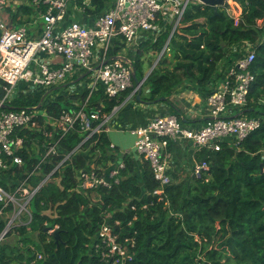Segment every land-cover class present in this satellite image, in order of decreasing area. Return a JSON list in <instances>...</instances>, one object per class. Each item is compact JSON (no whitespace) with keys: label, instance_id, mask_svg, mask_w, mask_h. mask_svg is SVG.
<instances>
[{"label":"trees","instance_id":"trees-1","mask_svg":"<svg viewBox=\"0 0 264 264\" xmlns=\"http://www.w3.org/2000/svg\"><path fill=\"white\" fill-rule=\"evenodd\" d=\"M85 1L77 3L86 13L100 15L113 0ZM236 3L241 6L237 14L233 6H220L215 12L210 5L192 3L173 34L175 21L160 14L157 23L163 29L140 45L133 61L136 78L142 80L145 66L151 67L160 56L142 85L141 98L152 102L164 97L173 105L172 96L180 86L188 87L187 81L201 86L210 82L227 48L251 43L256 51L251 67L256 79L247 104L237 113L260 118L261 127L238 143L223 141L220 150L203 147L198 159L207 161L209 168L200 176L192 170L171 174V182L159 195L155 190L160 185L149 163L144 164L140 184L135 162L128 156L118 184L78 192L80 170L93 162L105 167L120 158L110 148L104 131L85 140L86 133L76 125L61 138L57 152L47 155L33 174L30 183L37 186L62 163L28 205L31 221L14 226L0 243V264H106L102 248L96 249L98 252L93 249L106 219L119 242L127 246L123 264H264V0ZM126 46L117 37L109 55L118 56ZM135 85L134 80V87L119 98L108 97L100 85L88 105L110 113ZM53 89H48L51 91L43 101L47 89H35L20 92L5 105L6 109L37 106L40 116L37 128L21 132L27 139L26 149L20 152L23 166L11 167L0 178L7 189L12 179L18 180L33 169L46 154L48 140L43 132L47 121L42 113L59 116L65 109H78L86 98V94H72L71 98L54 95L57 91ZM3 95L2 88L0 98ZM173 107V114L180 117ZM33 143L39 146L38 153L31 151ZM23 219L27 221L28 214ZM5 223L2 220L0 228ZM53 229L59 230L58 240L51 233Z\"/></svg>","mask_w":264,"mask_h":264},{"label":"built area","instance_id":"built-area-1","mask_svg":"<svg viewBox=\"0 0 264 264\" xmlns=\"http://www.w3.org/2000/svg\"><path fill=\"white\" fill-rule=\"evenodd\" d=\"M30 1L40 8L44 21L42 34L37 38L30 37L25 25H10L3 13L8 0H0V86L5 91L0 100V170L3 171H8L13 166H23L25 160L20 152L26 149L27 139L26 133L21 132L39 126L37 106L20 109L4 107L22 92L18 90L19 85H25L26 90L49 89L64 83L78 71H91L90 95L103 85L108 97L119 98L134 87L135 67L131 60L109 57L114 40L121 37L134 50L150 37H156L163 29L157 23L160 14L169 21H175L174 32L187 8L195 1L202 3L201 0H113L109 10L100 14L89 25L78 20L65 24L72 5L85 12L84 6H80L77 0ZM233 1L236 4V0ZM165 48L166 46L162 53ZM40 54L60 57L62 63L55 67L42 59ZM255 58L256 51L252 48L235 61L229 70L227 81L208 94L206 103L209 119L201 129L186 128L180 117L170 113L156 115L148 124L135 130L138 136L135 149L149 163L154 178L160 185L155 190L156 193L162 195L164 186L172 180L167 150L173 141L186 139L192 141L198 149L212 147L220 150L226 137L233 136L235 143H238L261 127L260 118L229 114L232 108L241 109L248 102L256 79L251 69ZM137 89L138 86L135 85L134 92ZM79 105V109L63 110L59 116L42 113L47 121L43 132L48 140L46 154L33 169L26 170L18 180L12 179L10 189L0 182V222L6 221L4 227L0 228V243L14 226L31 221L32 214L28 205L62 163L37 186H32L30 180L40 169V163L45 157L57 152L61 138L76 125L86 133L85 140L103 132L109 116L98 108L88 110L87 100ZM32 147L37 150L31 151L38 153L39 146L33 143ZM69 156L70 154L66 156V160ZM124 168V160L108 169L93 162L88 168L80 170L76 190L86 193L91 189L112 187L120 182ZM208 168L207 161L197 163L194 174L200 176ZM25 214H28L27 221L23 219ZM109 217L110 215L106 218ZM117 236L111 222L104 220L93 249L97 251L96 249L102 248L101 256L106 264H123L128 255L127 246L122 245Z\"/></svg>","mask_w":264,"mask_h":264},{"label":"crops","instance_id":"crops-1","mask_svg":"<svg viewBox=\"0 0 264 264\" xmlns=\"http://www.w3.org/2000/svg\"><path fill=\"white\" fill-rule=\"evenodd\" d=\"M84 3L89 4V0H86ZM111 3L112 2H110V6L106 11H108L111 7ZM193 3L197 5H205L203 3H198L197 1ZM229 3H231L230 7H234L235 2L233 0H230ZM236 6H239L238 9L240 8V5L237 4ZM3 13L4 16L8 19L11 26H27L31 38L40 37V35L42 34L44 21L40 15V8L32 4L30 0H8ZM68 14L69 15L65 24L72 20H78L80 22L91 25L99 16V14H88L82 11L80 8H75L73 5L70 7ZM173 33L174 32H172V34ZM140 45L134 50L126 46L122 50V53L118 56L109 55V57H126V60H131V62L133 63V61L136 59ZM165 46H167V44ZM252 48H254L253 45L248 42H240L238 44L231 45L229 48H227L226 56L218 64L215 74L212 76L210 82L207 85L201 86L194 81H187L185 85H187L188 87L180 86L178 88L177 92L172 96L171 100L173 105H175L179 110L180 118L186 128L199 130L207 123L209 119V109L206 103L208 94L215 91V89L222 86L227 81L229 70L233 67L235 61L241 56L246 55ZM39 56L42 57V59L47 60L48 63H51V65L55 67L60 66L62 63V59L60 57L47 55L45 56L44 54H40ZM159 59L160 56L156 58L151 67L145 66L146 78L156 66ZM89 72L91 71H78L77 73H74L70 78H68L64 83L53 86V90L57 91V93L54 95L62 94L66 98H71L72 94H86V98L83 100L82 97L81 100L83 101L81 102H85L87 100L89 104V98L92 95H90L89 89V85L92 82V76ZM80 82L83 83L82 87L78 86ZM62 87L64 91L61 90ZM2 88L3 87L0 86V90H2ZM26 88L27 87L23 84L18 86V90L22 92H27ZM50 91L51 90L48 91L47 89V92L42 97V101ZM137 92L138 89L135 92L133 90L122 100L119 105L115 106L110 113L104 112V114L109 116V119L104 124L103 131L108 135L110 139V148L116 151V156L120 159L117 162L109 161L107 166L102 168L108 169L122 162L126 156L131 157L134 160L136 166L135 174L138 176L139 183L141 184L143 182V175L145 171L144 164L146 162V159L135 149V143L138 137L135 133V130L148 124L150 120L156 115L170 113L173 114L174 107L171 103L165 100H156L149 102L141 98L144 101H140L137 98ZM3 97H1L0 100L3 99ZM14 97L12 99H14ZM94 108L97 107H90L88 105V110ZM229 114L237 115V109L232 108ZM226 140L230 143H235V139L233 136L226 137L224 141ZM32 150L37 149L36 147H32ZM199 150L200 149H198L192 143V141L186 139H179L170 143L167 150L169 157L168 160L170 166V174H175L177 172H180L181 170L194 171L195 165L197 163H202L198 159ZM3 172L5 171L0 170V178L3 177ZM122 177L123 176L121 172L120 178L122 179Z\"/></svg>","mask_w":264,"mask_h":264},{"label":"water","instance_id":"water-1","mask_svg":"<svg viewBox=\"0 0 264 264\" xmlns=\"http://www.w3.org/2000/svg\"><path fill=\"white\" fill-rule=\"evenodd\" d=\"M203 4L205 5H210L214 8L215 12H218V8L220 6H226L230 7L229 0H201ZM126 59V57H123ZM146 77L142 80H137L136 74H134V80L136 81V85L138 86V92H137V98L140 101H144L141 99V94H142V85L145 81ZM159 100H165L164 97L160 98ZM150 102V101H149ZM52 235L55 237L56 240L59 239V230L58 229H53L51 230Z\"/></svg>","mask_w":264,"mask_h":264},{"label":"rangeland","instance_id":"rangeland-1","mask_svg":"<svg viewBox=\"0 0 264 264\" xmlns=\"http://www.w3.org/2000/svg\"><path fill=\"white\" fill-rule=\"evenodd\" d=\"M229 2H230V1H229ZM230 4H231V3H230ZM234 7H235V8H234V11H235L236 14L239 13V11H241V6H240V8L238 9V7L234 4ZM229 12H230V13H233V10L231 9V10H229ZM146 66H148V65H146ZM78 86H81V87H82V86H83V83L80 82ZM34 90H35V89H34ZM34 90H32L31 88H28L26 91H27V92H29V91H31V92H35ZM61 90L64 91V90H63V87H62ZM9 241H12V240H9Z\"/></svg>","mask_w":264,"mask_h":264}]
</instances>
